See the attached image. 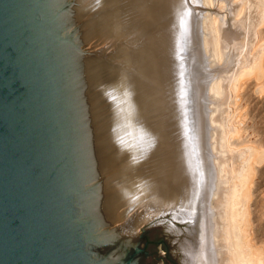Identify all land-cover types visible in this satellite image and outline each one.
Segmentation results:
<instances>
[{"label":"water","instance_id":"1","mask_svg":"<svg viewBox=\"0 0 264 264\" xmlns=\"http://www.w3.org/2000/svg\"><path fill=\"white\" fill-rule=\"evenodd\" d=\"M0 264H202L135 0H0Z\"/></svg>","mask_w":264,"mask_h":264},{"label":"bare ground","instance_id":"2","mask_svg":"<svg viewBox=\"0 0 264 264\" xmlns=\"http://www.w3.org/2000/svg\"><path fill=\"white\" fill-rule=\"evenodd\" d=\"M135 2L177 125L187 188L201 222V263L264 264L249 244L247 222L258 153L227 149L239 129L232 125L238 114L224 98L225 84L237 95L243 82L264 75V46H253L264 27V0ZM211 5L214 17L205 14Z\"/></svg>","mask_w":264,"mask_h":264},{"label":"rangeland","instance_id":"3","mask_svg":"<svg viewBox=\"0 0 264 264\" xmlns=\"http://www.w3.org/2000/svg\"><path fill=\"white\" fill-rule=\"evenodd\" d=\"M239 1L231 0L234 3ZM215 10H217L215 5L208 6L205 14L208 15L210 13L214 17ZM234 18L238 19L239 16H235ZM253 46L254 49L259 46H264V27L259 31ZM251 80L250 78L245 81V84L243 82L244 85L241 84L238 88L239 94L236 92L237 95L225 84V107L227 109L230 108L235 117L238 114L233 119L232 125L239 129V136L231 139L228 145L229 148L227 149L239 153L246 148H251L256 151V154L258 153L257 161L254 165V177L249 192L250 199L247 210V216L249 218H247V222L249 225V244L255 247V250L258 248L264 262V75L261 81L259 80L260 82L255 78ZM226 156L228 161L232 160L230 159V153H227ZM213 200L212 204H215L216 200Z\"/></svg>","mask_w":264,"mask_h":264}]
</instances>
